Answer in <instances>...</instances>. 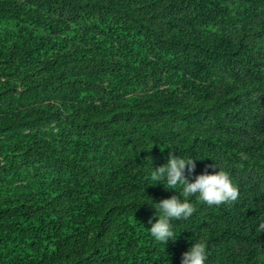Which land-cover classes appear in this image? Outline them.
I'll use <instances>...</instances> for the list:
<instances>
[{
    "label": "trees",
    "instance_id": "1",
    "mask_svg": "<svg viewBox=\"0 0 264 264\" xmlns=\"http://www.w3.org/2000/svg\"><path fill=\"white\" fill-rule=\"evenodd\" d=\"M189 156L233 203L148 233ZM151 167V168H150ZM264 0H0V264H264Z\"/></svg>",
    "mask_w": 264,
    "mask_h": 264
},
{
    "label": "clouds",
    "instance_id": "2",
    "mask_svg": "<svg viewBox=\"0 0 264 264\" xmlns=\"http://www.w3.org/2000/svg\"><path fill=\"white\" fill-rule=\"evenodd\" d=\"M216 171L208 173L204 171L191 180L190 176L195 164L189 156L180 154L173 155L169 151L166 163L151 168V180L157 183L163 181L166 189L175 190L179 186L184 199L176 195L153 202L150 198L144 204L154 209L155 221L149 220L147 228L151 238L158 244L166 245L168 241H175L178 234L173 230L172 220H187L193 213L194 208L189 197H196L201 203L213 206L222 203H233L239 198V191L230 174L215 166ZM256 231L264 232V219H259ZM206 245L202 240H193L185 252L181 254L179 264H206Z\"/></svg>",
    "mask_w": 264,
    "mask_h": 264
}]
</instances>
